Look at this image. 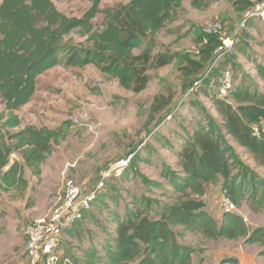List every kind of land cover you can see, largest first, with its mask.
Returning <instances> with one entry per match:
<instances>
[{"label":"trees","instance_id":"obj_1","mask_svg":"<svg viewBox=\"0 0 264 264\" xmlns=\"http://www.w3.org/2000/svg\"><path fill=\"white\" fill-rule=\"evenodd\" d=\"M101 1L92 0L82 16H69L59 10L53 0H2L0 102L4 109L0 111V187L27 188L25 166L40 176L47 156L67 137L69 121L57 128L26 125L18 129L21 119L17 111L36 93L38 77L43 72L60 64H95L102 72L114 75L123 88L139 93L151 80L150 70L173 63L175 57L169 51L155 53L159 44L157 37L168 24L177 20L186 0H128L104 9L100 8ZM216 1L189 0L196 10H205ZM263 1L237 0V4L244 10ZM100 13L104 14L105 23L97 29L93 20ZM252 17L247 21L250 27L255 26ZM204 32L200 61L187 57V72L203 68L224 45L219 32L206 29ZM74 33L87 36L88 44L75 42ZM243 36L232 48L237 54L248 55L263 82L252 86V80L245 75L238 84L232 79L223 82L220 68L213 70L202 83L199 77L195 86L210 97L221 120L206 105L196 101L191 106L199 115L196 125L178 138V147L167 143L170 141L163 139L160 130L151 133L156 144L173 148L176 159L162 161L160 179L141 174L145 191H127L130 197L123 211L118 209L124 199L120 186L109 187L116 174L105 180L104 186L96 192L92 208L85 210L83 217L65 230L86 215L94 218L90 211L100 202L109 210L106 222L101 223L107 240L102 251L91 243L84 249L82 260L74 259V262L193 264L196 248L180 240L186 233L201 234L213 240L242 238L245 244L262 246L259 255L264 257V226L252 228L239 212L223 211L219 221L206 209L204 198L208 185L221 182V191H225L238 208L246 203L253 212L264 210V176L248 165L235 147L237 144L245 149L256 165L264 169V61L258 63L255 56L248 53L249 46ZM235 58L237 55L233 53L222 65L226 62L235 65ZM212 83L218 90L224 87L226 93L222 98L209 91ZM155 151L150 145L142 147L145 155L134 154L120 175L128 177L136 162L152 164L150 156ZM13 153H21L24 163L16 160L10 164ZM137 168L135 166L134 170ZM106 188L108 191L104 190ZM101 253H105V259ZM232 261L246 264L237 259Z\"/></svg>","mask_w":264,"mask_h":264},{"label":"rangeland","instance_id":"obj_2","mask_svg":"<svg viewBox=\"0 0 264 264\" xmlns=\"http://www.w3.org/2000/svg\"><path fill=\"white\" fill-rule=\"evenodd\" d=\"M53 1L59 10L69 16H82L92 4V0ZM126 2L128 0H102L100 8ZM255 6L242 10L237 0H218L205 10H196L186 0L177 20L168 24L157 37L159 44L155 53L169 51L175 57L173 63L150 70L151 80L139 93L123 88L114 75L102 72L95 64H60L38 77L36 93L17 111L21 119L18 129L26 125L57 128L68 121L70 127L66 139L54 146L42 164L40 176L25 166L27 188L0 187V264H26L28 226L51 214L64 200L70 184L79 187L84 195H89L100 183L103 173L113 166H116V177L109 182V187L120 186L124 199L118 209L123 211L124 203L130 197L127 191H145L141 174L152 179L159 178L162 161L174 162L176 159L173 148L156 144L151 133L160 130L163 139L170 141L167 143L178 147V138L192 130L199 117L195 107H191L194 102L206 105L221 120L210 97L195 86L199 77L202 83L213 70L220 68L223 82H231L232 79L234 84H238L242 75L252 80V86L255 82H263L248 55L237 54L232 48L246 33L243 37L249 46L248 53L254 55L258 63L264 61V22L254 16L252 21L255 26L247 25ZM93 21L95 28L101 29L105 23L104 14H98ZM204 29L219 32L224 45L203 68L187 72V57L200 61L199 51L206 37ZM73 37L75 42L88 44L87 36L74 33ZM225 39H233V44L228 46ZM233 53L237 55L236 64L226 62L222 65ZM209 91L217 98H222L226 93L224 87L218 90L213 87V83ZM3 109L4 105L0 102V111ZM262 126L264 129V120ZM148 145L156 149L150 156L153 163L136 162L128 177L121 176L122 166L130 162L134 154L142 153V147ZM235 147L245 162L264 176V169L256 165L245 149L237 144ZM142 155H145L144 152ZM16 160L24 163L21 153H13L10 164ZM135 166H138L137 170H134ZM104 190L108 191V188ZM220 194L221 182L208 185L206 209L219 221V215H223ZM98 203L90 211L95 215L94 218L86 215L68 231L60 232V247L55 252L73 261H81L84 249L91 243H95L100 251L103 250L108 236L101 223L106 222L109 210ZM234 212L242 214L252 228L264 226V210L253 212L244 203ZM180 240L196 248L193 264H234V259L246 264H264V257L259 255L263 247L245 244L242 238L213 240L201 234L186 233ZM101 255L105 259V253ZM96 264L106 263L101 260ZM128 264H138V261Z\"/></svg>","mask_w":264,"mask_h":264},{"label":"built area","instance_id":"obj_3","mask_svg":"<svg viewBox=\"0 0 264 264\" xmlns=\"http://www.w3.org/2000/svg\"><path fill=\"white\" fill-rule=\"evenodd\" d=\"M255 7L250 16H258L264 22V1L257 3ZM225 43L230 46L233 44V39L226 40ZM114 170L116 166L106 170L96 189L89 195H84L79 187L70 184L62 203L57 205L51 214L28 226L26 264H59L60 262V264H74L70 257H64L59 252H55L59 246L60 232L73 225L77 219H81L85 210L92 208V201L96 197L97 190L104 186L105 180L114 173ZM219 203L222 212H234L237 208L225 191L221 192Z\"/></svg>","mask_w":264,"mask_h":264},{"label":"clouds","instance_id":"obj_4","mask_svg":"<svg viewBox=\"0 0 264 264\" xmlns=\"http://www.w3.org/2000/svg\"><path fill=\"white\" fill-rule=\"evenodd\" d=\"M221 192H222V191H221ZM66 257H68V256H66ZM72 261H73V260H72ZM73 263H74V264H80V263H76V262H74V261H73Z\"/></svg>","mask_w":264,"mask_h":264},{"label":"crops","instance_id":"obj_5","mask_svg":"<svg viewBox=\"0 0 264 264\" xmlns=\"http://www.w3.org/2000/svg\"><path fill=\"white\" fill-rule=\"evenodd\" d=\"M205 198V197H204ZM222 213V212H221ZM219 218H221V214L219 215Z\"/></svg>","mask_w":264,"mask_h":264}]
</instances>
